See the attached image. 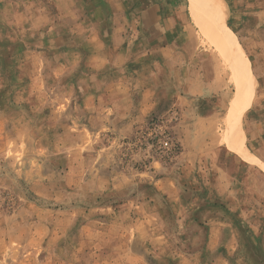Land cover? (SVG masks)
<instances>
[{"label":"rangeland","instance_id":"374dc122","mask_svg":"<svg viewBox=\"0 0 264 264\" xmlns=\"http://www.w3.org/2000/svg\"><path fill=\"white\" fill-rule=\"evenodd\" d=\"M187 1L191 38L225 76V107L212 128L194 125L188 107L170 102L159 112L173 106L180 112L177 122L164 124L181 148L176 165L157 162L137 142L157 114L131 135L74 125L77 111L62 113L55 50L28 46L15 59V16L0 15L7 42L0 62V264H264V245L253 240L264 227V170L256 163L264 158L246 139L248 116L257 114L264 126V0H201L195 11ZM215 6L254 80L239 138L256 161L225 143L224 120L242 69L237 49L216 44ZM30 17L21 15L24 26ZM217 194L226 206L213 199ZM229 211L253 214L240 237L234 232L241 224Z\"/></svg>","mask_w":264,"mask_h":264},{"label":"crops","instance_id":"0c3cea01","mask_svg":"<svg viewBox=\"0 0 264 264\" xmlns=\"http://www.w3.org/2000/svg\"><path fill=\"white\" fill-rule=\"evenodd\" d=\"M187 2L0 0V15L5 18L12 10L15 16L13 32L16 38L12 44L15 59L19 57L20 60L23 48L28 46L55 50L57 62L62 67L63 115L74 110L77 120L72 123L78 127L109 128L119 135H131L135 128L144 126L154 115L168 108L170 102L182 109L188 107L184 112L195 120L194 125L205 124L211 128L217 114L225 107V76L219 74L208 54L198 50V41L191 38L193 27ZM50 7L58 16L56 19ZM22 14L33 16L29 18L31 25H23ZM37 15L43 18L36 27ZM1 23L5 25L6 22ZM39 31L41 34L37 33ZM17 35H20L19 42ZM25 36L28 38L23 43ZM3 39L0 38L2 63L6 54L2 48L7 46ZM37 54L41 57L39 51ZM3 76L1 70L0 78ZM4 87V82H0V94ZM247 118V142L264 158V126L258 125L261 122L257 114ZM188 132L183 133L186 141ZM212 188L213 193L220 192V183L218 189L214 184ZM213 199L221 205L225 197L217 194ZM229 213L241 224L238 232L233 231L240 237V232L248 229L246 221L253 214L249 216L248 212L247 218L244 214L242 218L241 212ZM263 236L264 227L261 234H253L255 245H264Z\"/></svg>","mask_w":264,"mask_h":264},{"label":"bare ground","instance_id":"6f19581e","mask_svg":"<svg viewBox=\"0 0 264 264\" xmlns=\"http://www.w3.org/2000/svg\"><path fill=\"white\" fill-rule=\"evenodd\" d=\"M199 1L201 0H189L192 10H196V6L198 5ZM211 1V0H210ZM207 2H209L207 0ZM217 2V1H216ZM215 3V2H214ZM218 3V2H217ZM219 4V3H218ZM222 4V3H221ZM214 5V4H213ZM219 6V5H218ZM223 6V5H222ZM216 7V6H215ZM212 8V7H211ZM224 8V7H223ZM222 8V10H223ZM199 11V10H198ZM218 7H216L215 20H216V27L215 29L219 33L216 37V44L219 45L221 48H225L226 50H238V58L240 60L241 66L239 68L242 69L241 76H239L237 81V86L235 89V95L231 100V107L229 109L228 114L225 117V143L234 151L240 153L244 157L249 159H254L246 150L245 146L243 145L241 139L239 138V126H240V118L244 108L249 104V98L251 94L252 87L254 85V80L251 77V72L246 60L245 55L243 54L241 48L235 42V38L233 33L226 27L225 22L222 19V12H220ZM214 16V15H213ZM220 25V27H219ZM221 31V33H220ZM230 48V49H229ZM224 49V50H225ZM237 57V56H236ZM234 57V58H236ZM233 58V57H232ZM237 59V58H236ZM236 63V62H235ZM237 65V63H236ZM258 165L264 170V164L259 163L256 161Z\"/></svg>","mask_w":264,"mask_h":264},{"label":"built area","instance_id":"2783aa9c","mask_svg":"<svg viewBox=\"0 0 264 264\" xmlns=\"http://www.w3.org/2000/svg\"><path fill=\"white\" fill-rule=\"evenodd\" d=\"M180 112L174 106L166 113L157 114L150 121L149 127L145 129L144 135L146 139H138L140 145H144L147 149H152L157 154V162L163 165H176L181 154V148L177 141L171 136V131L164 124H172L179 120Z\"/></svg>","mask_w":264,"mask_h":264}]
</instances>
